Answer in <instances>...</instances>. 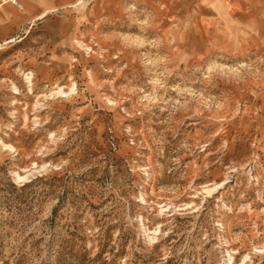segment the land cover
<instances>
[{
    "label": "rangeland",
    "instance_id": "1",
    "mask_svg": "<svg viewBox=\"0 0 264 264\" xmlns=\"http://www.w3.org/2000/svg\"><path fill=\"white\" fill-rule=\"evenodd\" d=\"M0 264H264V0H0Z\"/></svg>",
    "mask_w": 264,
    "mask_h": 264
},
{
    "label": "bare ground",
    "instance_id": "2",
    "mask_svg": "<svg viewBox=\"0 0 264 264\" xmlns=\"http://www.w3.org/2000/svg\"><path fill=\"white\" fill-rule=\"evenodd\" d=\"M14 2H16V1H14ZM17 3H18V2H17ZM17 6H20V4L18 3Z\"/></svg>",
    "mask_w": 264,
    "mask_h": 264
}]
</instances>
